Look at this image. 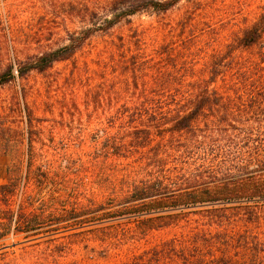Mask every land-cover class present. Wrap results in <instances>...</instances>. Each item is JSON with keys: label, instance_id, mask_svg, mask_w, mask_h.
<instances>
[{"label": "rangeland", "instance_id": "obj_1", "mask_svg": "<svg viewBox=\"0 0 264 264\" xmlns=\"http://www.w3.org/2000/svg\"><path fill=\"white\" fill-rule=\"evenodd\" d=\"M82 3L0 0V73L69 45L70 34L91 26L77 14ZM262 13L264 0H181L164 13L130 16L46 71L16 72L0 86V185L17 187L13 209L34 202L45 211L36 236L8 229L0 264H151L155 250L165 251L163 264H185L182 250L210 264H264V196L195 207L126 199L136 186L200 163L186 153V134L172 129L178 112L210 80L218 56L222 72L211 87L220 89L237 74V59L263 63L259 48H238ZM233 102L245 105L239 115L264 118V95ZM213 116L199 128L223 119Z\"/></svg>", "mask_w": 264, "mask_h": 264}, {"label": "trees", "instance_id": "obj_2", "mask_svg": "<svg viewBox=\"0 0 264 264\" xmlns=\"http://www.w3.org/2000/svg\"><path fill=\"white\" fill-rule=\"evenodd\" d=\"M180 1L85 0V3H82L79 9L77 8V14L81 22H89L91 26L78 32L77 35L70 34L71 43L69 45L34 57L31 63H19L18 66L8 67L6 71L0 73V86L12 81L16 72L17 77L24 78L32 70L46 71L54 62L71 56L95 33L110 30L130 16L151 10L155 13H164L175 7ZM239 47L244 50L259 48L260 54L263 56V63L258 64L253 58L244 61L237 59L235 61L237 74L229 76L220 89L211 87L222 72L220 62L225 54L218 56L212 64V77L209 81L198 83L197 91L189 94L196 95V97L189 101L190 103L186 110L182 111L183 113L178 112L174 122L173 131L179 133L180 137L184 134L188 137L186 153L192 154L191 158H197L200 163L192 167L190 174H178L173 178L170 175L164 176L136 186L126 198L127 200L130 202L150 200L151 204L164 205L166 202L163 200L171 198L177 207H195L217 204L222 200L236 198L240 195L250 198L264 196V118L255 117L253 119L247 115L246 117L239 115L237 111H240L245 105L233 102V99L236 98L250 97L253 99L254 95L258 97L264 95V13L253 25L243 31L242 36L238 39ZM228 53L232 54L230 50ZM235 57L236 55H228V58L232 60H235ZM253 70L260 72L256 79L248 76L252 74ZM162 90L167 91L165 87ZM215 114L222 115L223 119H208L206 129L199 128L201 117L215 116ZM28 119L29 121L27 120L26 123L32 126L33 119L31 117ZM4 129L6 128L0 126L1 131ZM172 138L178 141L177 136L174 135ZM29 142L31 145V140ZM208 151H211L216 158H220L219 163L226 166L223 172L214 163L217 159L207 158ZM30 163L29 160L27 174L31 166ZM173 170H177V167ZM175 178H177L176 181ZM179 179L181 182H177ZM16 189L17 187L11 182L0 185V198L2 201L6 199L3 201L4 203L0 204V242L12 226L15 227L17 233H24L25 239L36 236L42 225L41 220L45 218V211L42 208L34 207V202L29 203V208L21 202L16 207L17 210L13 209L9 198L16 193ZM182 252L181 257L185 260V264H210L203 255H200V251L191 250L188 254L185 253V250ZM163 254H165L164 250H155L154 253L152 252L150 261L152 263L156 261L155 264H163L160 261ZM139 264L143 263L139 262Z\"/></svg>", "mask_w": 264, "mask_h": 264}]
</instances>
